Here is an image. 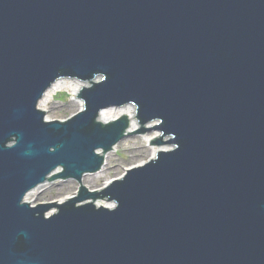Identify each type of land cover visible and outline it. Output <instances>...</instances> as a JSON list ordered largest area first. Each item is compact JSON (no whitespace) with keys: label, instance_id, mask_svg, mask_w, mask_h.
<instances>
[{"label":"water","instance_id":"water-1","mask_svg":"<svg viewBox=\"0 0 264 264\" xmlns=\"http://www.w3.org/2000/svg\"><path fill=\"white\" fill-rule=\"evenodd\" d=\"M63 78L84 109L48 121ZM128 104L173 147L90 190ZM0 264H264V0H0Z\"/></svg>","mask_w":264,"mask_h":264},{"label":"rangeland","instance_id":"rangeland-1","mask_svg":"<svg viewBox=\"0 0 264 264\" xmlns=\"http://www.w3.org/2000/svg\"><path fill=\"white\" fill-rule=\"evenodd\" d=\"M79 101H81L79 97L77 100H72L68 95L65 99H57L55 94L50 104L45 108L47 117L51 120H65L81 110ZM159 124L160 120L157 126ZM145 126L147 127V124ZM140 128L139 125L138 129ZM148 135L155 140L161 136V133L158 130H153L145 134H131L107 154L110 156V160L109 164L103 168V172L86 176V182L83 180V185L89 189H101L110 181L122 177L131 167L140 165L156 156L153 153L154 144L150 146L147 142ZM170 147L167 145L165 148ZM78 190L79 182L75 180L50 181L33 190L32 194L28 196V201L32 203L60 202L76 195ZM101 203L107 204L106 201H101ZM53 211H57V208H54Z\"/></svg>","mask_w":264,"mask_h":264},{"label":"bare ground","instance_id":"bare-ground-1","mask_svg":"<svg viewBox=\"0 0 264 264\" xmlns=\"http://www.w3.org/2000/svg\"><path fill=\"white\" fill-rule=\"evenodd\" d=\"M84 85H86V84L81 82V81H78V80H73V79L60 80L55 85H53V87L50 89L48 94L45 96V98L41 102L42 103L41 106L43 107V109H45L47 107V105L50 104V101L55 94L64 93V94L70 96L72 100H77V94H78L79 90L82 88V86H84ZM79 104L81 107H83V101H79ZM125 116H127L129 118V120L131 121L130 131H134V130L139 128V123L135 117V108L133 106H130V105L104 109L100 115V120L106 122V121L119 119V118H122ZM157 123H158V121L154 120V121L150 122L148 124V126L149 127L150 126H157ZM146 138H147V142L149 144L153 141V137H150L149 135ZM150 146H153V144H150ZM164 148H165V146H163V148H162V147H158L157 145L156 146L154 145L153 146L154 155L157 154V152L159 150H163ZM109 160H110V156L107 155L106 156V166L109 164ZM103 170L100 173H102ZM85 178H86V176L84 177V182H86ZM31 194L32 193H30L29 195H31ZM64 201L65 200H62L58 203H62ZM111 205H112L111 203H108L106 206H111Z\"/></svg>","mask_w":264,"mask_h":264}]
</instances>
